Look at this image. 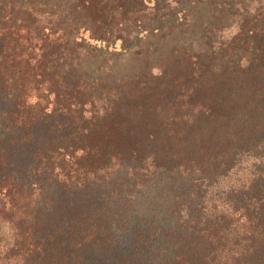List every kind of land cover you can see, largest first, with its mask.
Segmentation results:
<instances>
[{
  "label": "trees",
  "instance_id": "16d2710c",
  "mask_svg": "<svg viewBox=\"0 0 264 264\" xmlns=\"http://www.w3.org/2000/svg\"><path fill=\"white\" fill-rule=\"evenodd\" d=\"M0 264H264V0H0Z\"/></svg>",
  "mask_w": 264,
  "mask_h": 264
},
{
  "label": "rangeland",
  "instance_id": "374dc122",
  "mask_svg": "<svg viewBox=\"0 0 264 264\" xmlns=\"http://www.w3.org/2000/svg\"><path fill=\"white\" fill-rule=\"evenodd\" d=\"M192 30H194L192 28ZM190 38V35L186 32L175 31L167 39L155 38L152 43L150 40L146 41L141 54H135L134 52H129L126 54H115V56H109L100 53H96L95 56L88 55L85 57L83 66L88 70L89 68L94 70L95 67H90V63L96 62L99 66L101 65V70L99 75H101L104 80H118L129 74L138 73L145 67V65H152L154 73L158 74L160 72L161 63L164 55L169 51V49L178 42H190L196 41L194 38ZM191 43V42H190ZM91 71V70H90ZM96 72V71H95Z\"/></svg>",
  "mask_w": 264,
  "mask_h": 264
}]
</instances>
